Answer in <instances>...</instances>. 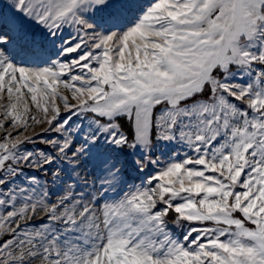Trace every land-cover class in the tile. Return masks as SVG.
I'll return each mask as SVG.
<instances>
[{"label": "snow or ice", "instance_id": "1", "mask_svg": "<svg viewBox=\"0 0 264 264\" xmlns=\"http://www.w3.org/2000/svg\"><path fill=\"white\" fill-rule=\"evenodd\" d=\"M0 264H264V0H0Z\"/></svg>", "mask_w": 264, "mask_h": 264}, {"label": "rangeland", "instance_id": "2", "mask_svg": "<svg viewBox=\"0 0 264 264\" xmlns=\"http://www.w3.org/2000/svg\"><path fill=\"white\" fill-rule=\"evenodd\" d=\"M37 131H38V129H37ZM40 147H41V148H43V147H44V145H42V144H41V145H40Z\"/></svg>", "mask_w": 264, "mask_h": 264}]
</instances>
